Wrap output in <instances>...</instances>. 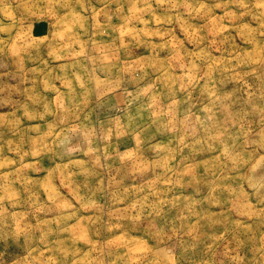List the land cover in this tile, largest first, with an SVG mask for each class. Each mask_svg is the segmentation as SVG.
<instances>
[{"label": "rangeland", "instance_id": "374dc122", "mask_svg": "<svg viewBox=\"0 0 264 264\" xmlns=\"http://www.w3.org/2000/svg\"><path fill=\"white\" fill-rule=\"evenodd\" d=\"M0 264H264V0H0Z\"/></svg>", "mask_w": 264, "mask_h": 264}]
</instances>
